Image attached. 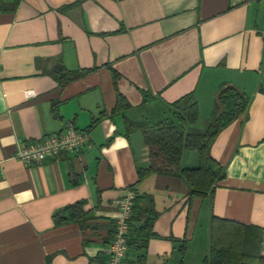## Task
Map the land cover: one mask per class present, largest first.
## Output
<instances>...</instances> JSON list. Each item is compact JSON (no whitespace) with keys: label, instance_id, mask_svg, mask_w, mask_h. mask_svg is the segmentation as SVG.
I'll return each instance as SVG.
<instances>
[{"label":"crops","instance_id":"obj_1","mask_svg":"<svg viewBox=\"0 0 264 264\" xmlns=\"http://www.w3.org/2000/svg\"><path fill=\"white\" fill-rule=\"evenodd\" d=\"M12 3L0 0V264H105L129 193L153 196L159 216L139 249L134 209L123 264H204L212 215L264 231V0ZM59 66L76 76L61 83ZM223 84L250 102L212 145L225 171L212 197L189 200L181 177L138 182L148 149L126 119L178 123L174 105L190 93L200 119ZM118 92L129 104L121 112ZM70 122L89 133L80 152L16 158L22 142ZM78 202L81 221L57 224L55 212Z\"/></svg>","mask_w":264,"mask_h":264},{"label":"trees","instance_id":"obj_2","mask_svg":"<svg viewBox=\"0 0 264 264\" xmlns=\"http://www.w3.org/2000/svg\"><path fill=\"white\" fill-rule=\"evenodd\" d=\"M18 2L13 0L12 8ZM53 74L63 84L76 76V73L67 72L60 66ZM249 102L250 98L236 87L223 84L204 129L195 126L199 119V105L191 93L174 105L178 123L172 120L147 123L126 119V133L140 131L148 149L149 165L138 168V182L151 174L181 177L189 186V200L212 197L218 182L225 175L223 166L212 156V145L223 129L247 111ZM126 107H129L128 102L118 92L115 112H121ZM191 151L197 153L198 164L184 167V154ZM141 203H145V206H141ZM134 209L138 213L136 220H142L138 229L142 238L135 244L143 249L153 234L159 213L155 209L153 196L148 194L136 197ZM84 216V202H78L56 211L54 219L61 224L81 221ZM209 229L210 250L204 264H264L262 228L212 215Z\"/></svg>","mask_w":264,"mask_h":264},{"label":"built area","instance_id":"obj_3","mask_svg":"<svg viewBox=\"0 0 264 264\" xmlns=\"http://www.w3.org/2000/svg\"><path fill=\"white\" fill-rule=\"evenodd\" d=\"M89 141V133L70 122L60 131L29 142H22L16 158L25 164L56 160L62 153L77 154ZM135 199L136 195L129 193L120 204L121 214L115 223V232L109 244L108 259L105 264H123L127 256Z\"/></svg>","mask_w":264,"mask_h":264},{"label":"rangeland","instance_id":"obj_4","mask_svg":"<svg viewBox=\"0 0 264 264\" xmlns=\"http://www.w3.org/2000/svg\"><path fill=\"white\" fill-rule=\"evenodd\" d=\"M210 117V113L209 114H202V117H200L198 124H197V128L200 129H204L206 127V124L208 122V119ZM193 154L197 155V153L195 151H191Z\"/></svg>","mask_w":264,"mask_h":264}]
</instances>
